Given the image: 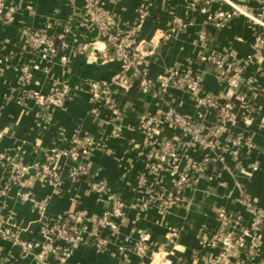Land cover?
<instances>
[{
    "label": "crops",
    "instance_id": "0c3cea01",
    "mask_svg": "<svg viewBox=\"0 0 264 264\" xmlns=\"http://www.w3.org/2000/svg\"><path fill=\"white\" fill-rule=\"evenodd\" d=\"M92 1L113 16V32L136 24L133 41L151 48L123 82L117 80L121 62L108 54L105 38L88 24L85 0H7L17 11L11 22L0 20V153L9 157L0 162V183L10 174L22 172L25 188L31 193L30 199L23 200L13 186L0 194V230L17 229L21 239L34 240L43 224L75 212L87 216L82 242L71 248L69 257L50 256L40 263L33 255L23 256L10 239L0 238V264H208L220 251L211 244L220 227L218 212L237 217L238 225L231 226L230 232L234 236L245 232L248 238L253 233L252 209L262 212L257 251L249 254L244 247H237L230 264H263L264 50L256 52L254 45L259 29L242 15L215 28L203 14L188 9L187 0H155L142 17L138 9L143 0ZM231 2L255 14L264 12L258 0ZM206 8L229 10V5L209 0ZM175 19L181 20L183 27L172 30ZM33 30L48 36L63 34L60 54L64 59L57 56L45 62L28 48L23 31ZM209 55L243 68L245 80L237 93L244 102L236 100L226 120L211 112L197 116V97L223 99V84L216 71L199 59ZM22 67L29 68L27 80L20 72ZM173 73L198 79L199 88L195 92L171 85L159 88L158 80L165 82ZM145 75L153 83L148 93L137 86V80ZM91 82L111 88L116 120L106 108L98 115L91 114L86 91ZM60 83L70 89V97L60 108L39 106L24 97V92L44 94ZM168 109L191 119L203 133L218 127L215 145L192 143L190 135H182L164 119ZM146 117L158 122L152 138L143 129ZM78 134L93 142L89 156L80 160L91 181L69 180L66 171L70 164L63 157L53 162L59 169L56 183L40 177L35 166L43 160L44 152L66 150ZM237 137L240 143L234 145ZM158 138L179 142L175 168L151 169ZM203 158L209 166L202 173L193 172L191 166ZM250 165L257 170L238 172L239 167ZM183 172L192 178L179 188L175 182ZM141 177L145 178L143 184H139ZM93 181H101L102 190L93 187ZM156 194H162L167 202L155 201ZM110 197L122 201L123 215L115 231L100 230L94 221L107 208ZM139 230L149 234L143 255L133 251ZM97 237L103 243L95 249L92 242Z\"/></svg>",
    "mask_w": 264,
    "mask_h": 264
},
{
    "label": "built area",
    "instance_id": "2783aa9c",
    "mask_svg": "<svg viewBox=\"0 0 264 264\" xmlns=\"http://www.w3.org/2000/svg\"><path fill=\"white\" fill-rule=\"evenodd\" d=\"M155 0H143V4L139 7L138 11L140 17L148 13L149 7ZM165 2L166 0H161ZM188 9L198 11L205 16L206 22L218 28L231 20L237 15H242L250 20L259 31H255L254 45L256 52L264 50V12L259 14L252 13L249 10L243 9L240 6L231 2V0H221L229 5V10L217 9L209 11L206 6L209 0H187ZM201 1L200 5L198 2ZM263 5L264 0H258ZM85 10L88 16V24L101 36L105 38L106 50L108 54L118 59L121 62V70L117 75V80L123 82L127 79V72L129 70H136L142 59L151 53V48L143 46L141 43H135L134 37L137 31V25L126 26L118 32L112 31L113 16L108 14L103 8L92 0H85ZM17 11V7L7 3V0H0V20L3 22H11L13 16ZM183 27V23L179 19H175L172 30ZM66 32V31H65ZM25 38V45L34 50L42 60L45 62L50 61L52 58L59 57L61 60L64 57L60 54L64 47L63 34L57 36H48L43 31H23ZM59 41V50L54 46L53 40ZM200 39L203 37L200 35ZM200 61L205 62L211 66L217 73L219 81L223 84L222 101L217 102L215 99L207 96H199L196 98V105L198 108V118H201L205 113L211 112L216 114L219 120H226L231 117V109L236 100L244 102V98L237 93V89L244 83L243 68L238 63L227 61L218 55L201 56ZM251 56L245 59L244 65L248 63ZM36 68V67H34ZM20 72L24 79L29 78V68L22 67ZM159 88L167 85L174 86L175 88L195 92L199 88V80L196 78L187 77L184 75L171 74L169 78L162 82L158 80ZM138 89L142 93H148L153 90V83L149 76H141L137 80ZM86 91L88 93L91 106V114L98 115L101 108H106L111 114L112 119L116 120L118 111L113 101L111 88L100 82H91L87 85ZM24 97L32 99L37 105L46 108H60L70 97V89L66 83H60L47 93H39L36 91L24 92ZM164 119L171 122L182 135L188 134L192 138V143H197L204 147H212L215 145L219 137V128H213L210 132H201L191 119L175 112L173 109H168L164 113ZM144 132L148 138H152L157 132L158 122L151 117H146L142 120ZM173 138L156 139V150L154 151L155 163L151 166L152 170H158L168 165L176 167L179 156L177 148L179 142L175 143ZM234 145L240 143V138L232 141ZM184 145V143L180 144ZM93 142L91 138L84 134L74 136L70 145L66 150L59 151L56 149L47 150L44 152L43 160L38 163L36 167L37 174L49 183H56L59 179V169L53 167V162L58 157H63L70 164L66 174L69 180L78 181L81 177L89 176L87 166L80 162L83 157L89 156ZM234 153V152H233ZM9 157L0 153V162L8 160ZM208 159L203 158L200 162L193 164L191 170L195 173L204 172L205 168L209 166ZM173 168V169H174ZM257 167L250 165L248 168L239 167L240 174H247L248 172L256 171ZM173 173V170H171ZM22 172H15L10 174L3 183H0V194L4 195L11 187L19 189L20 198L28 200L31 193L25 188L22 180ZM192 176L188 172H183L178 175L176 179V186L183 187L190 183ZM145 178L139 179V184H143ZM92 186L102 190L103 184L101 181H93ZM155 201L162 204L167 202L162 194H156ZM124 205L119 198L110 197L107 208L102 211L94 221L96 228L100 230L115 231L117 222L123 215ZM253 221L251 231L253 232L245 237L246 233L234 236L230 232L231 226H237L238 218H231L227 213L219 211L217 214L220 227L214 234L211 244L219 248V254L216 259L208 262V264H230V258L233 250L237 247H244L249 254H255L258 248V234L259 226L262 221V212L257 213L252 209ZM84 212H75L70 216L59 217L55 219L50 225L43 224L34 240H24L19 236L17 229L2 228L0 230L1 239H10L15 244L23 256L33 255L34 258L42 263L50 256H58L67 258L71 254V248L75 244L82 242V224L86 219ZM138 239L133 245L134 253L143 255L147 251V243L149 234L144 231H137ZM102 240L96 238L92 242V246L98 249L102 245ZM264 264V263H263Z\"/></svg>",
    "mask_w": 264,
    "mask_h": 264
},
{
    "label": "trees",
    "instance_id": "16d2710c",
    "mask_svg": "<svg viewBox=\"0 0 264 264\" xmlns=\"http://www.w3.org/2000/svg\"><path fill=\"white\" fill-rule=\"evenodd\" d=\"M53 43H54V46L57 48L58 53H60V50H59V48H58V46H59V41L55 38V39L53 40ZM82 179H83V180L91 181V180L89 179V176L81 177L80 180H82Z\"/></svg>",
    "mask_w": 264,
    "mask_h": 264
}]
</instances>
